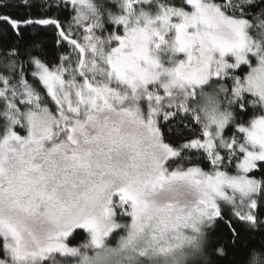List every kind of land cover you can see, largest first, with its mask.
I'll return each mask as SVG.
<instances>
[{
    "label": "snow or ice",
    "instance_id": "1",
    "mask_svg": "<svg viewBox=\"0 0 264 264\" xmlns=\"http://www.w3.org/2000/svg\"><path fill=\"white\" fill-rule=\"evenodd\" d=\"M20 7L41 11L24 18ZM120 9L0 0L10 49L0 53V264H72L78 229L100 248L123 217L128 243L144 234L155 245L182 224L214 231L217 221L233 242L237 222L264 233V179L250 175L264 171V0H120ZM105 15L122 31L97 35ZM29 26L51 28L62 54L26 39ZM210 82L231 110L213 109L201 126L192 105ZM139 100L144 113L127 106ZM164 125L192 134L165 142ZM181 183L199 189L191 209L174 198Z\"/></svg>",
    "mask_w": 264,
    "mask_h": 264
},
{
    "label": "trees",
    "instance_id": "2",
    "mask_svg": "<svg viewBox=\"0 0 264 264\" xmlns=\"http://www.w3.org/2000/svg\"><path fill=\"white\" fill-rule=\"evenodd\" d=\"M12 2H16V0H12ZM49 2L50 0H33V3L37 5L44 4L45 7H47ZM93 2L105 13L108 11H111L114 14L121 13V9L117 3H112L108 0H93ZM175 2L178 3L179 0H175ZM16 11L21 17L36 18V14L40 12L41 9H28L20 7L16 9ZM62 12V15L61 13H56V15H61L64 25L67 26L72 21L75 13L72 11L71 7L63 9ZM117 31H122V29L115 26L113 27V25L109 22L107 15H105L104 29L102 32H98L97 35L104 37ZM26 39H35L37 42L41 43L42 46L46 47L47 51L52 57H57L59 54H62L56 47V33L51 28L42 29L39 26H29L26 32ZM8 40L9 33L7 31V26L0 24V53L10 51V49L6 48V41ZM107 50H109V48L106 45L105 51ZM2 63L3 57L0 56V64ZM247 71L248 69L245 68L244 74H246ZM258 114L259 112L257 111H250L245 119H251L253 115ZM184 123H187V121H184ZM161 124H164V122L161 121ZM200 125L202 126L201 122ZM199 130V127L195 128L196 134L199 133ZM233 132L234 128L229 126L227 133L231 135ZM162 133L164 134L165 142L175 144L181 143L184 136L192 134L188 129H183L178 135L175 125H172L171 128H169L168 125H164L162 127ZM200 167L206 171H210V167L208 166L207 162L200 164ZM231 174H236L234 169L232 170ZM250 175L254 176L256 179H264V171L259 169L255 170L254 173ZM224 211L228 216L231 215L230 209H225ZM235 227L239 233V239L235 240L234 242L231 239V233L228 232V229L223 221H217L214 231L208 227L200 252L198 251V254L195 255V257L190 260L188 264H264V233L248 231L239 222L235 224ZM85 235L86 233L83 231H77L70 241L71 246H76L78 242H80L85 237ZM211 244L212 247H210ZM217 246L225 248V256H212V252Z\"/></svg>",
    "mask_w": 264,
    "mask_h": 264
},
{
    "label": "clouds",
    "instance_id": "3",
    "mask_svg": "<svg viewBox=\"0 0 264 264\" xmlns=\"http://www.w3.org/2000/svg\"><path fill=\"white\" fill-rule=\"evenodd\" d=\"M217 85L212 84L209 91L201 95L197 101L198 107L202 113L204 123H209L213 109L218 112L226 111L223 107L222 96L217 92ZM169 193H165L161 199L168 198ZM176 197L188 195L184 190L177 189L174 193ZM121 227L126 230L112 239V234L119 228L113 230L106 238L100 248H93L90 245L91 237L86 234L85 237L74 247L79 248V256L72 264H157L163 261V264H186L188 257L185 255L181 259L178 251L161 252L158 246L150 245L149 239L144 234H139L136 238L128 243L130 227H126V221H117ZM129 225V224H127ZM89 245L87 248L83 245ZM86 258V259H85Z\"/></svg>",
    "mask_w": 264,
    "mask_h": 264
},
{
    "label": "rangeland",
    "instance_id": "4",
    "mask_svg": "<svg viewBox=\"0 0 264 264\" xmlns=\"http://www.w3.org/2000/svg\"><path fill=\"white\" fill-rule=\"evenodd\" d=\"M108 1H111L112 3H117L120 7V0H108ZM144 10L145 9L137 6L135 8L136 15H139L140 12H142ZM148 11H154V9H148ZM120 14H122V13H120ZM117 15H119V14H117ZM132 20L134 21L135 17H133ZM252 66L253 67L258 66V60H256V58H252ZM248 71H249V69H248ZM211 85H212V83L210 82L209 84H206L203 86V89H202L203 94H205L207 91L210 90ZM123 91L125 92V94H130V90H128V89H123ZM199 97L197 98V101H198ZM222 100H223V98H222ZM197 101L192 106L195 108L197 114L200 117V122L203 125L204 122L202 120V113H201L200 108L198 107ZM127 106L131 107L133 109L138 108L142 113L146 112V105H145V102L143 100L136 101L135 103H129ZM223 107L226 110H229L226 107V103L224 102V100H223ZM227 132H228V128L225 130V135L230 136ZM177 189L184 190L188 193V195H185L183 197H176V196L174 197L175 200L178 202L179 207H181L183 209H191V208L195 207V203L199 199V189H197L191 185H187V184H183V183L175 185L173 192L175 193ZM169 197H170V195L168 196V198L162 199V200L166 202V201H168ZM222 207L224 210L230 209V206H227V205H222ZM122 221H126V225L130 224L131 217H123ZM207 229H208V226H204V225H196L195 227L191 226V225L185 226L183 224L178 225L174 229H171V230L165 232L163 234V236L161 237V239L155 244V246H158L159 250L161 252H166L169 250L178 251L182 260H184V257L186 255L188 257L186 264H188L190 262V260H192L195 257V255L198 254V251L200 252L202 244H203L204 239H205ZM125 230H126L125 227H121L118 230H116L112 234L113 241L115 240V237L117 235L125 232ZM77 231H83V230L78 229ZM71 239H72V237L69 238V241H71ZM0 258H3L2 252H0ZM49 264H50V262H49ZM157 264H163V261H158Z\"/></svg>",
    "mask_w": 264,
    "mask_h": 264
}]
</instances>
